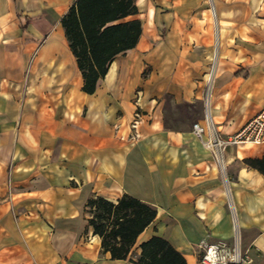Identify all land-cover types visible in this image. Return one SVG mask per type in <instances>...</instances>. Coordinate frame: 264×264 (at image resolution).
Segmentation results:
<instances>
[{
    "label": "crops",
    "instance_id": "1",
    "mask_svg": "<svg viewBox=\"0 0 264 264\" xmlns=\"http://www.w3.org/2000/svg\"><path fill=\"white\" fill-rule=\"evenodd\" d=\"M75 1L0 0V264H128L86 210L124 194L157 210L137 252L157 234L201 264L202 242L237 239L264 264V174L244 161L264 142L221 161L204 143L206 96L225 136L264 106V0H135L141 35L92 93L61 22Z\"/></svg>",
    "mask_w": 264,
    "mask_h": 264
},
{
    "label": "trees",
    "instance_id": "2",
    "mask_svg": "<svg viewBox=\"0 0 264 264\" xmlns=\"http://www.w3.org/2000/svg\"><path fill=\"white\" fill-rule=\"evenodd\" d=\"M135 0H76L62 17V25L84 77L83 89L92 93L113 59L134 47L141 35ZM264 174V154L245 158ZM86 210L102 248L128 264H188L181 251L164 236L154 234L134 249L138 235L155 220L157 210L139 198L124 194L117 201L100 195L88 199Z\"/></svg>",
    "mask_w": 264,
    "mask_h": 264
},
{
    "label": "built area",
    "instance_id": "3",
    "mask_svg": "<svg viewBox=\"0 0 264 264\" xmlns=\"http://www.w3.org/2000/svg\"><path fill=\"white\" fill-rule=\"evenodd\" d=\"M136 110L132 122V128L136 130L142 116L140 97L135 100ZM206 118L208 120L209 136L204 143L213 150L216 157L221 161V151L227 146L239 143L264 142V106H262L253 116H251L236 132L225 136L214 126L208 108V99L206 100ZM205 128L198 122L194 123V131L201 138L205 133ZM137 133L131 137L136 138ZM203 253L201 255V264H242L248 260L247 251H243L239 240L229 244L225 240L215 242H202Z\"/></svg>",
    "mask_w": 264,
    "mask_h": 264
},
{
    "label": "rangeland",
    "instance_id": "4",
    "mask_svg": "<svg viewBox=\"0 0 264 264\" xmlns=\"http://www.w3.org/2000/svg\"><path fill=\"white\" fill-rule=\"evenodd\" d=\"M208 97H209V95H208ZM207 99H208V98H207V96H206L205 101H206ZM205 104H206V103H205ZM178 110H179V109H178ZM178 110H177V108H176L175 111L172 112V116H173L174 113H176V114H175V118H178V116H179V117L181 116V115H179V111H178ZM170 116H171V114H170Z\"/></svg>",
    "mask_w": 264,
    "mask_h": 264
},
{
    "label": "bare ground",
    "instance_id": "5",
    "mask_svg": "<svg viewBox=\"0 0 264 264\" xmlns=\"http://www.w3.org/2000/svg\"><path fill=\"white\" fill-rule=\"evenodd\" d=\"M208 98H209V97H208ZM208 101H209V100H208ZM208 108H209V107H208ZM236 224H237V223H236ZM237 230H238V229H237ZM238 231H239V230H238ZM238 231H237V232H238ZM238 234H239V233H238Z\"/></svg>",
    "mask_w": 264,
    "mask_h": 264
}]
</instances>
